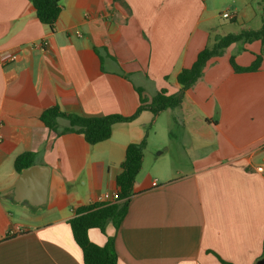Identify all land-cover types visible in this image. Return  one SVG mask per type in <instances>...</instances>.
<instances>
[{"label": "crops", "instance_id": "crops-1", "mask_svg": "<svg viewBox=\"0 0 264 264\" xmlns=\"http://www.w3.org/2000/svg\"><path fill=\"white\" fill-rule=\"evenodd\" d=\"M262 1H232L229 19L255 28ZM61 3L52 30L30 0H0V264H84L69 220L77 207L118 192L127 146L142 140L153 120L145 110L90 144L81 133L50 130L43 111L59 105L89 117L132 115L142 97L177 92L178 73L210 42L208 0ZM261 52L258 70H234L231 57L249 66ZM164 114L173 154L166 155L171 147L163 140L151 156ZM24 152L50 169L40 206L15 200L14 162ZM23 191L35 199L39 178ZM112 236L118 264H264L260 40L233 43L212 57L182 104L155 119L121 225L89 230L99 245Z\"/></svg>", "mask_w": 264, "mask_h": 264}, {"label": "trees", "instance_id": "trees-1", "mask_svg": "<svg viewBox=\"0 0 264 264\" xmlns=\"http://www.w3.org/2000/svg\"><path fill=\"white\" fill-rule=\"evenodd\" d=\"M36 9L39 20L52 30L62 11L61 0H30ZM264 2V0H263ZM260 40L264 46V8L262 25L259 29L242 28L237 33L221 36L212 46L202 49L191 67L183 68L177 75L180 89L169 93L167 89L159 90L149 101L141 98V105L132 115L107 114L96 117L84 116L78 113L67 112L59 105L46 108L41 114L44 124L58 135L69 132L81 133L87 142L96 144L112 136L116 123L130 122L136 119L143 111L149 110L153 120L146 127L144 138L131 142L126 149L125 159L121 163V172L117 176V196L113 200L82 205L76 208L75 215L69 220L74 238L83 252L84 264H118L119 256L115 247V238L109 237L106 244L99 245L89 237L91 228H100L103 232L111 222L117 228L125 218L130 199L134 193V184L140 173L144 160V150L148 143V136L154 126L155 119L168 108H175L182 104L186 91L202 77L207 62L214 56L221 55L225 48L236 42H252ZM235 71H256L261 67L263 53L256 54L249 66H240L234 57L230 59ZM66 119L68 125L62 126L60 119ZM35 164V153L24 152L14 162L15 169L21 173L24 169ZM223 264H234L221 258Z\"/></svg>", "mask_w": 264, "mask_h": 264}, {"label": "rangeland", "instance_id": "rangeland-1", "mask_svg": "<svg viewBox=\"0 0 264 264\" xmlns=\"http://www.w3.org/2000/svg\"><path fill=\"white\" fill-rule=\"evenodd\" d=\"M234 1V0H208V4H209V8L208 11L205 12V17L208 16L210 17L209 22H205V27L208 28L209 33H210V42L208 45L212 46L221 36H224L228 33H237L239 32L242 28H246V26L244 27H240L239 24L235 21H232L229 18H225L223 16V12L224 11H228V12H232V10L230 9L229 4ZM236 2L238 4H241L239 2V0H236ZM262 4V8L260 11V15L259 17L252 22L253 24H251L253 27L255 28H251V29H259L262 25V14H263V8H264V2H261ZM167 120H169V116L167 114H164L161 120V128L158 130V134L157 135H152V145H150L149 150H150V154L151 156H156L161 150L159 148H157V144H160L164 141H167L169 145V147H171V134L166 131V127H167ZM162 128H165V130L163 131ZM168 129V127H167ZM173 139V138H172ZM164 140V141H163ZM167 145L162 146L161 149H164L167 147ZM172 147L170 148V150L166 153L167 156H171L172 153Z\"/></svg>", "mask_w": 264, "mask_h": 264}, {"label": "water", "instance_id": "water-1", "mask_svg": "<svg viewBox=\"0 0 264 264\" xmlns=\"http://www.w3.org/2000/svg\"><path fill=\"white\" fill-rule=\"evenodd\" d=\"M50 169L44 165H33L24 169L15 185L14 189L17 191L15 200L22 202L28 200L32 205L40 206L47 201L48 181H49ZM39 178V195L34 199L30 198L25 191H23L27 185H29L35 178Z\"/></svg>", "mask_w": 264, "mask_h": 264}, {"label": "built area", "instance_id": "built-area-1", "mask_svg": "<svg viewBox=\"0 0 264 264\" xmlns=\"http://www.w3.org/2000/svg\"><path fill=\"white\" fill-rule=\"evenodd\" d=\"M223 16H224L225 18H232V17H233V16L230 14V12H224V13H223ZM13 57H15V55H13ZM1 125H2V122L0 121V128H1ZM0 137H1V134H0ZM116 196H117V193H115V194L106 193V194L104 195V200H113V199L116 198Z\"/></svg>", "mask_w": 264, "mask_h": 264}]
</instances>
